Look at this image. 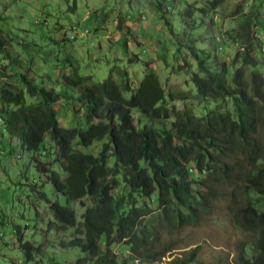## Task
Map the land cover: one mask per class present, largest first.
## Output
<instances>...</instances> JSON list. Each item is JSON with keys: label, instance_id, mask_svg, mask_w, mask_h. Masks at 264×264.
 Here are the masks:
<instances>
[{"label": "rangeland", "instance_id": "374dc122", "mask_svg": "<svg viewBox=\"0 0 264 264\" xmlns=\"http://www.w3.org/2000/svg\"><path fill=\"white\" fill-rule=\"evenodd\" d=\"M213 0H0V89L2 86L22 87L21 77L32 84L53 87L61 94L53 105L59 125L65 129L86 131L85 107L78 101L79 93L67 87L65 77L76 74L102 82L109 75L122 82L119 72H125L127 83L134 92L148 71L157 74L160 84L169 94L185 92L187 100L166 99L168 107L178 110L189 108L202 118L209 111H232L230 101L213 102L198 98L190 77L198 73L197 62L189 47L203 51L224 62L229 68L231 83L233 73L241 67L240 54L248 46L246 31L250 32V56L256 67L244 68L246 82L250 73L264 78V0H225L212 7ZM167 11L175 38L169 34L161 19L158 5ZM74 7V10L70 8ZM130 28L125 36L116 27ZM129 23V25L126 24ZM246 24H250L246 27ZM255 37V38H254ZM218 38V41H215ZM180 45V46H179ZM180 49V50H179ZM197 54H199L197 52ZM200 55V54H199ZM1 94V92H0ZM259 126L256 138L264 137V104L258 102ZM135 125L138 114L132 111ZM1 123V122H0ZM104 142H93L88 148L73 140V150L97 156ZM45 148L46 154H43ZM0 264H72L83 257L78 248L62 249L60 242L82 237V215L92 206L90 198L79 202L67 201L55 193L48 175L40 174L34 162L44 164L47 170L56 172L60 179L66 174L59 168L56 147L46 135L39 152L22 150L16 136L0 129ZM35 159V161H34ZM109 164L113 159H108ZM228 162L233 164L231 183H214L203 173L201 180L213 187L217 198L211 201L210 210L200 213L197 226L177 227L176 223L158 228L155 250H165L155 262L133 260L124 242L110 247L119 264H168L174 259H185L198 247L194 264H235L237 256L256 255L253 237L244 234L237 224L236 212L257 196L244 189L243 175L248 170L241 153ZM192 172V171H191ZM192 174L195 175L193 169ZM32 186H35L34 191ZM116 198L122 191L109 187ZM194 192H205L199 186ZM45 195L39 199L37 193ZM198 197H195V202ZM149 204L152 213L147 222L152 227L161 214L156 202L139 199ZM193 202V206L196 204ZM58 203L75 212L77 226L64 228L57 223L49 205ZM264 211V205L256 206ZM187 214V210L180 208ZM20 230L21 242L15 230ZM80 230L81 235L76 233ZM99 249L105 252L104 238L97 237ZM31 244L32 260L28 261L20 248Z\"/></svg>", "mask_w": 264, "mask_h": 264}, {"label": "trees", "instance_id": "16d2710c", "mask_svg": "<svg viewBox=\"0 0 264 264\" xmlns=\"http://www.w3.org/2000/svg\"><path fill=\"white\" fill-rule=\"evenodd\" d=\"M224 1L213 0L212 7L215 9ZM158 9L165 28L175 38L167 11L161 4ZM116 29L130 35V28L123 27L122 20ZM245 34L248 46L242 49L241 67L233 73L231 83L227 81L229 68L224 62H217L215 57L194 47L188 48L198 67V73L190 77L197 97L213 102L228 100L232 108L222 113L212 110L202 118L187 107L182 110L168 107L167 98L187 100L189 96L185 92L165 96L153 71L145 73L134 92L124 71L119 72L120 83L111 75L96 83L78 74L65 77V84L78 91V101L85 107L87 130L84 132L59 125L53 105L59 102L61 94L53 87L32 84L25 76H20L22 87H1L0 129L16 136L21 149L30 153L39 152L45 136L50 135L56 147V163L66 178L60 179L40 162H34L35 168L40 174L48 175L55 193L67 201H77L81 206L84 198L92 202L82 215V237L59 244L62 249L78 248L83 253L72 264H119L110 247L121 242L126 244L133 260L155 262L165 253L163 249L155 250L158 228L175 223L177 227L199 225L200 213L208 214L211 201L218 196L213 187L201 180L202 174L211 176L215 184L231 183L233 164L228 161L238 153L244 155L248 166L243 175L244 189L257 198L237 210L235 223L244 234L253 237L256 255L246 258L240 253L235 264H264V211L256 207L260 203L264 205V137L261 142L256 138L257 104H264V78L250 73L249 82L245 80L244 68L257 66L249 52V30ZM134 110L138 123L144 120L141 126L134 124ZM73 140L83 148L97 141L104 143L100 153L94 156L73 150ZM109 158L113 159L111 165ZM119 184L122 191L115 198L109 187L118 188ZM194 186L206 190L195 193ZM37 197L45 199L41 192ZM139 199L156 202L161 209L155 226L151 227L146 220L152 213L149 204L138 205ZM49 208L61 227L77 226L72 209L58 203H51ZM180 208L186 209L187 214ZM15 233L21 242L20 230L16 229ZM76 233L81 235L80 230ZM98 236L104 238L105 252L99 249ZM20 248L27 260H32L34 247L24 243ZM198 249L195 247L185 259L177 258L168 264H194ZM51 264L58 263L51 261Z\"/></svg>", "mask_w": 264, "mask_h": 264}, {"label": "built area", "instance_id": "2783aa9c", "mask_svg": "<svg viewBox=\"0 0 264 264\" xmlns=\"http://www.w3.org/2000/svg\"><path fill=\"white\" fill-rule=\"evenodd\" d=\"M0 120H2V117H1V115H0ZM3 130H4V129H3ZM1 154H3V152H2Z\"/></svg>", "mask_w": 264, "mask_h": 264}, {"label": "crops", "instance_id": "0c3cea01", "mask_svg": "<svg viewBox=\"0 0 264 264\" xmlns=\"http://www.w3.org/2000/svg\"><path fill=\"white\" fill-rule=\"evenodd\" d=\"M126 24H127V25H129V23H128V22H126Z\"/></svg>", "mask_w": 264, "mask_h": 264}, {"label": "bare ground", "instance_id": "6f19581e", "mask_svg": "<svg viewBox=\"0 0 264 264\" xmlns=\"http://www.w3.org/2000/svg\"><path fill=\"white\" fill-rule=\"evenodd\" d=\"M0 122H1V120H0Z\"/></svg>", "mask_w": 264, "mask_h": 264}]
</instances>
